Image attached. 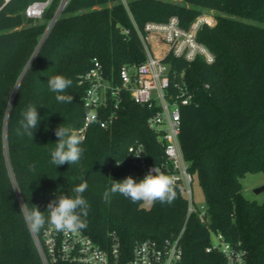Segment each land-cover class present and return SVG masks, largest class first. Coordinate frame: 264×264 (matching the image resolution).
Returning <instances> with one entry per match:
<instances>
[{
	"label": "trees",
	"instance_id": "obj_1",
	"mask_svg": "<svg viewBox=\"0 0 264 264\" xmlns=\"http://www.w3.org/2000/svg\"><path fill=\"white\" fill-rule=\"evenodd\" d=\"M34 1L0 0V264H44L20 207L37 206L47 216L49 202L73 195L84 180L89 211L82 231L99 244L115 233L131 251L139 241L164 242L184 229L182 264H225L219 252L206 251L213 231L246 250L248 264H264V202L247 198L242 183L246 174L264 172V0H69L51 26L61 0H50L41 19L27 18ZM205 10H213L217 22L202 24L197 38L214 62L165 59L178 74L184 70L193 93L181 108L180 142L203 189L204 220L188 214L179 185L171 204L150 208L111 193L113 180H141L130 174L131 144H143L152 163L165 161L148 125L153 110L128 93L111 125H90L80 163L56 168L50 162L55 131L82 126L87 84L79 77L94 59L116 83L122 66L146 60V23L177 16L187 29ZM56 74L72 80L66 93L72 103L57 102L48 90V77ZM29 104L41 117L34 139L22 134L20 123Z\"/></svg>",
	"mask_w": 264,
	"mask_h": 264
},
{
	"label": "built area",
	"instance_id": "obj_2",
	"mask_svg": "<svg viewBox=\"0 0 264 264\" xmlns=\"http://www.w3.org/2000/svg\"><path fill=\"white\" fill-rule=\"evenodd\" d=\"M49 2L50 0L32 2L25 9V16L42 18ZM68 2L69 0H61L56 13L60 14ZM204 23L214 25L213 20L207 21L200 16L187 29L181 26L177 16H172L165 22L146 23L145 35L141 33V37L147 58L141 64L122 66L116 83L106 76L101 62L95 58L92 67L79 77L80 84H87L83 96L86 114L82 126L76 130L86 137L94 122L101 121L102 127L111 125L117 118V110L125 93L134 102L152 109L148 125L159 136L165 161L152 163L144 145L136 142L128 149L132 160L130 174L143 179L156 166L164 174L174 178L175 185L182 188L187 198L188 214L197 213L201 220L205 218L206 207L200 209L194 202L195 175L190 171V162L185 158L180 142L181 108L193 101V93L184 79V70L178 74L172 63L165 59L168 55H173L191 62L202 57L207 63H213L215 55L197 38ZM152 37L162 46L159 52L153 49ZM108 108H111V112H108ZM139 153L138 157L134 156ZM183 232L184 229L178 236L164 242L153 239L139 241L131 251L122 247L115 233L111 234L107 245H102L82 230L63 233L46 225L40 234L34 233V239L44 264H182L183 248L180 239ZM212 235L216 242L212 241ZM206 251L219 252L225 259V264H248L246 250L227 241L220 232L211 231Z\"/></svg>",
	"mask_w": 264,
	"mask_h": 264
},
{
	"label": "clouds",
	"instance_id": "obj_3",
	"mask_svg": "<svg viewBox=\"0 0 264 264\" xmlns=\"http://www.w3.org/2000/svg\"><path fill=\"white\" fill-rule=\"evenodd\" d=\"M48 90L55 94L59 103H72L73 96L66 94L72 86V80L62 74L48 77ZM21 128L23 135L34 139V132L38 128L41 117L38 108L29 104L21 112ZM58 137L55 148L50 152V162L57 167L68 164L78 165L83 157L85 148L82 147L85 137L70 126H59L55 131ZM141 153L134 156H139ZM117 163V161H116ZM117 163V165L121 164ZM31 167H35L32 165ZM88 189L86 180L73 187V195H60L56 200L47 205V216L45 211H40L37 206L31 208L22 204L20 213L31 232H39L45 226L54 228L57 232L76 233L87 227L86 217L89 205L83 193ZM113 194H120L133 203L144 202L152 205L155 202L171 204L176 197L175 180L164 174L156 166L149 170L145 177L138 182L131 176L122 181H115L110 189ZM109 195L105 193V198Z\"/></svg>",
	"mask_w": 264,
	"mask_h": 264
},
{
	"label": "rangeland",
	"instance_id": "obj_4",
	"mask_svg": "<svg viewBox=\"0 0 264 264\" xmlns=\"http://www.w3.org/2000/svg\"><path fill=\"white\" fill-rule=\"evenodd\" d=\"M200 17L205 18L207 21L213 20L214 25L217 22L215 13L213 10H205L203 13L199 15ZM41 19V18H40ZM243 183V194L252 200H257L258 202H264V191L260 193H256L255 189L264 184V172L258 173H248L242 179ZM193 193H194V202L197 207L200 209L205 208V197L203 193V189L199 183V180L195 177L193 182ZM143 206L145 208H150L151 205H148L143 202ZM212 241L216 242V238L212 235Z\"/></svg>",
	"mask_w": 264,
	"mask_h": 264
},
{
	"label": "crops",
	"instance_id": "obj_5",
	"mask_svg": "<svg viewBox=\"0 0 264 264\" xmlns=\"http://www.w3.org/2000/svg\"><path fill=\"white\" fill-rule=\"evenodd\" d=\"M152 42H153V49L157 52H159L162 49V46L156 42V39L152 37Z\"/></svg>",
	"mask_w": 264,
	"mask_h": 264
},
{
	"label": "water",
	"instance_id": "obj_6",
	"mask_svg": "<svg viewBox=\"0 0 264 264\" xmlns=\"http://www.w3.org/2000/svg\"><path fill=\"white\" fill-rule=\"evenodd\" d=\"M59 15V13H56L52 19V21ZM256 193H260V192H263L264 191V184L261 185L260 187L256 188L255 189Z\"/></svg>",
	"mask_w": 264,
	"mask_h": 264
},
{
	"label": "bare ground",
	"instance_id": "obj_7",
	"mask_svg": "<svg viewBox=\"0 0 264 264\" xmlns=\"http://www.w3.org/2000/svg\"><path fill=\"white\" fill-rule=\"evenodd\" d=\"M158 52V51H157Z\"/></svg>",
	"mask_w": 264,
	"mask_h": 264
}]
</instances>
